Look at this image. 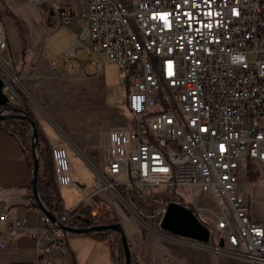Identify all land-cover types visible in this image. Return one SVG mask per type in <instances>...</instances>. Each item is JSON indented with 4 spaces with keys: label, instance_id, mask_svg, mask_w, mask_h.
I'll return each mask as SVG.
<instances>
[{
    "label": "built area",
    "instance_id": "2783aa9c",
    "mask_svg": "<svg viewBox=\"0 0 264 264\" xmlns=\"http://www.w3.org/2000/svg\"><path fill=\"white\" fill-rule=\"evenodd\" d=\"M25 1L44 6L56 25L81 22L79 37L62 53L67 72H102L101 52L119 68V89L129 81L131 123L109 129L93 195L110 193L138 212L132 201L145 200L151 187H187L195 206L197 188L216 205L196 206L212 221L201 222L209 228L208 242L215 238L213 252L264 264V224L251 217L238 183L243 162L264 167V0ZM4 48L0 12V53ZM51 154L57 187L74 185L81 192L70 178L64 143L51 144ZM29 192L34 207L31 187ZM93 195L51 213L57 222L34 207L41 225L28 236L37 264H75L53 256L70 255V232L62 225L79 205L91 207ZM167 204L158 211L161 218ZM90 213L96 216L94 209ZM0 221L6 222L0 226L4 248L25 225L7 207L0 209Z\"/></svg>",
    "mask_w": 264,
    "mask_h": 264
},
{
    "label": "rangeland",
    "instance_id": "374dc122",
    "mask_svg": "<svg viewBox=\"0 0 264 264\" xmlns=\"http://www.w3.org/2000/svg\"><path fill=\"white\" fill-rule=\"evenodd\" d=\"M6 4L15 14H8L9 16L5 17L9 18L10 24L5 28L7 66L0 61V77L4 81L3 91L9 95L13 94L9 96L11 103L18 102L21 94L26 96L32 110L40 119L46 135L52 140L62 137L66 141L70 175L74 181L86 187L83 193L74 191L73 188L64 189L63 198L67 203L78 199L82 201L83 197L91 192L92 185L97 183L99 170L103 169L109 129L123 125L129 127L131 123L132 116L124 105L127 96L125 85H122L120 89L118 86L121 73L118 66L108 63L101 52L97 56L103 64L102 72L91 71L94 74L52 72L50 68L39 71L34 65L37 51L42 56L51 52L57 57L67 47L73 36L69 35L62 26L58 31L45 28L42 23L44 13L38 10L37 4L28 3L25 0H0L1 16L8 10ZM39 7L45 10V7ZM16 19L22 26L23 36L19 34ZM80 32L81 30H76V39ZM22 38L25 40V46ZM10 47L12 49L15 47L16 51L20 48L16 60L11 56ZM23 55L25 61L22 65L20 60ZM77 56L78 60H84L79 50ZM57 59L61 63L62 55ZM22 67L24 70L18 75L17 70ZM27 139L30 141L29 136ZM68 143L81 146L80 154ZM242 168L244 172L238 180L239 189L245 195L251 217L264 224V167L250 165L249 171L256 174V181H252L248 175L245 162ZM150 189L145 200L132 201L138 206V212L130 201L123 206L110 193L96 195L98 199L93 202L92 208L95 210V217L102 215L117 219L127 217L133 220L144 233L149 229L160 227L161 214L158 211L162 209L165 202L179 201L191 205L192 192L187 187H151ZM154 193L159 194L154 198ZM194 197L199 198L195 203L198 208L207 206L208 209L216 210L213 198L202 194L197 188L194 191ZM191 206L195 208L194 212L200 221L211 224L212 221L205 211L199 210L195 205ZM116 234L112 231L108 235L113 238ZM211 235L215 234L211 231ZM212 241H215V238L212 237L210 242ZM69 246L72 253H76L79 247L89 248L87 241L75 243L71 239H69ZM101 250L105 254V259L96 258L89 264H112L109 249L103 251L101 248Z\"/></svg>",
    "mask_w": 264,
    "mask_h": 264
},
{
    "label": "crops",
    "instance_id": "0c3cea01",
    "mask_svg": "<svg viewBox=\"0 0 264 264\" xmlns=\"http://www.w3.org/2000/svg\"><path fill=\"white\" fill-rule=\"evenodd\" d=\"M71 3L74 4L73 2ZM7 6V12L3 13L1 16L4 28L10 24L9 18L5 17H8V14H15L11 8H9V5ZM39 6L38 10L41 12L43 11L44 13L42 23L45 28L47 27L51 31H58L62 26L69 35L73 36L67 47L76 40L75 32L76 30H81V22L79 20L74 18L71 19L68 24L60 22L56 25V23L48 17L46 10H43ZM67 47L60 54H58L57 57L51 52H47L45 53V56H42L41 53L37 51L34 64L35 68L41 72L46 68H50L52 72L68 73L65 63L63 61L60 63V60L57 59L58 57H61ZM76 50H74V53L77 55L79 49L77 51ZM10 51L11 56L16 60V56L18 55L20 48L16 51V48L14 47L13 49L11 48ZM78 72L91 73V70L80 69ZM34 115L50 144L64 143L66 147V141H64L62 137H59L57 140L50 139L46 135L40 119L37 118L35 112ZM69 145L79 153L81 146ZM70 178L74 183L78 184L82 188L81 193H83L86 185H80L72 179L71 175ZM95 185L96 184L92 185L90 189L91 192L84 197L92 196L94 194ZM30 187L31 171L22 147L10 130L0 126V209L7 207L10 217L12 219L21 220L25 225V230L19 232L13 238L5 239L6 246L4 248H0V264H37L36 245L28 236V232L41 225V215L36 208L31 207L28 204ZM70 188L79 192L74 185L59 188L63 207L65 209L73 208L82 202L79 201V199L74 202H65L62 191L64 189L69 190ZM96 195H93V202L98 199ZM93 202L92 206L89 207L90 210L93 208ZM252 218L258 220L254 217ZM118 220L125 236L127 237L131 253L138 257L140 264H251L250 262L234 256L229 252L224 254L214 253L212 250V246L215 243L214 241L201 243L193 239L173 235L160 227L152 228L147 230V232L142 233L139 226L130 218L120 217ZM5 225V221H0L1 227H4ZM69 239L75 243L79 241H87L89 248L86 249L79 247L76 253H72L69 246ZM110 240L111 235L103 238L99 235H95V232L81 234L72 233V235L68 236L67 240V250L70 252V255H54L53 261L61 263L72 259L75 264H89L91 260L96 258L104 260L105 254L102 252L101 248L103 251L106 249L108 250ZM225 247L228 248L229 246L226 244Z\"/></svg>",
    "mask_w": 264,
    "mask_h": 264
},
{
    "label": "trees",
    "instance_id": "16d2710c",
    "mask_svg": "<svg viewBox=\"0 0 264 264\" xmlns=\"http://www.w3.org/2000/svg\"><path fill=\"white\" fill-rule=\"evenodd\" d=\"M16 26L18 28L19 34L23 36V29L19 22V20H15ZM22 43L25 46V40L22 38ZM24 52H22L23 54ZM21 63L24 64V55L21 57ZM24 67L17 70V74L19 75L23 72ZM94 74V73H87ZM129 90V81L127 80L125 83V91L126 93ZM10 102V101H9ZM14 107L20 108L30 120L34 121L35 126L37 127V155H38V172L36 178V188L38 193L40 194L44 204L48 208L51 213L60 211L63 207L62 198L60 195L59 188L56 185L54 179V170L52 163V154H51V144L47 137L45 136L38 120L36 119L34 112L29 105V101L26 96L20 95V99L18 102L13 103ZM125 108L127 110V104L124 102ZM1 109V107H0ZM12 113H17L16 111H12ZM20 113V112H18ZM0 126L5 127L10 130L16 140L19 142L22 147L23 153L28 162L30 171H32L33 163H32V154H31V144L27 139L30 136V124L28 120L20 119L17 117L6 118L0 121ZM246 169L248 170V175L252 178V181L257 180L256 174L249 171L250 164H246ZM174 192V191H173ZM180 204L185 205L192 210L194 208L191 205H187L183 202ZM34 207H37V204H34ZM118 219L113 216L102 215L100 217H93L90 213V209L88 207H83L79 205L78 208L71 214V218L68 221V226L71 227H79V226H90V225H100V224H112L117 222ZM112 233V231L106 232H95V235H99L103 238H106L108 234ZM110 256L112 264H124V254L121 245V239L119 233L116 234L110 240ZM131 264H140L138 261V257L131 253Z\"/></svg>",
    "mask_w": 264,
    "mask_h": 264
},
{
    "label": "water",
    "instance_id": "95a60500",
    "mask_svg": "<svg viewBox=\"0 0 264 264\" xmlns=\"http://www.w3.org/2000/svg\"><path fill=\"white\" fill-rule=\"evenodd\" d=\"M3 88L4 81L0 77V107H2L0 109V121L11 117H17L20 119L28 120L30 124L29 139L31 144V154L33 163L31 171L32 194L39 208L50 218L51 221L57 222L56 218L51 214V212L44 204L36 188V178L39 161L37 155V127L35 126L34 121L30 120L20 108L14 107L9 104V94L5 93L3 91ZM12 111H19L20 113H12ZM159 226L161 229L176 236L193 239L201 243H207L209 241V228L197 218L194 210L178 202L171 201L167 204L166 210L160 220ZM62 227L71 233L77 234L106 231H114L116 233H119L124 254V264H131V249L128 244L127 237L125 236L122 230L120 222L79 227L62 225ZM222 244L223 240L220 239L219 245Z\"/></svg>",
    "mask_w": 264,
    "mask_h": 264
},
{
    "label": "bare ground",
    "instance_id": "6f19581e",
    "mask_svg": "<svg viewBox=\"0 0 264 264\" xmlns=\"http://www.w3.org/2000/svg\"><path fill=\"white\" fill-rule=\"evenodd\" d=\"M7 50L4 48L3 50H1V53H0V60L1 62L3 61V63L5 64V66H7V62H8V58H7V55H6V52Z\"/></svg>",
    "mask_w": 264,
    "mask_h": 264
},
{
    "label": "flooded vegetation",
    "instance_id": "af4514ba",
    "mask_svg": "<svg viewBox=\"0 0 264 264\" xmlns=\"http://www.w3.org/2000/svg\"><path fill=\"white\" fill-rule=\"evenodd\" d=\"M9 104L12 105V106H15V105H13V103H11V102H9ZM1 108H2V107H1ZM16 112L18 113L19 111H16Z\"/></svg>",
    "mask_w": 264,
    "mask_h": 264
}]
</instances>
